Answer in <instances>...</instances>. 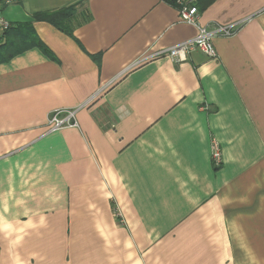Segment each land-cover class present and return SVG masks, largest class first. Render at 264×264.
<instances>
[{"label": "crops", "instance_id": "obj_1", "mask_svg": "<svg viewBox=\"0 0 264 264\" xmlns=\"http://www.w3.org/2000/svg\"><path fill=\"white\" fill-rule=\"evenodd\" d=\"M75 5L73 36L33 21L43 47L0 64V264H264V0L200 12L232 34L181 64L140 62L198 34L161 0L0 12L16 25Z\"/></svg>", "mask_w": 264, "mask_h": 264}, {"label": "built area", "instance_id": "obj_2", "mask_svg": "<svg viewBox=\"0 0 264 264\" xmlns=\"http://www.w3.org/2000/svg\"><path fill=\"white\" fill-rule=\"evenodd\" d=\"M15 0H0V4L3 7L11 6ZM175 7L177 8L180 19L182 22L195 26L198 29L196 37L177 44L165 50H161L150 54L149 56L140 60L141 63L150 60H157L160 58H168L175 64H181L187 61L188 56L194 50H200L208 57H216V51L213 45V39L216 36L231 35L230 27H223L215 25L208 29L200 24V13L197 7V0H176ZM10 21H8L4 15L0 12V30L4 31L11 27ZM88 103L77 107L73 110H55L48 121V132L53 133L68 127H77L76 115L77 113L88 106ZM222 149L219 142L216 139L211 141V158L215 167H220L223 162ZM118 213V212H117ZM118 216V215H117Z\"/></svg>", "mask_w": 264, "mask_h": 264}, {"label": "trees", "instance_id": "obj_3", "mask_svg": "<svg viewBox=\"0 0 264 264\" xmlns=\"http://www.w3.org/2000/svg\"><path fill=\"white\" fill-rule=\"evenodd\" d=\"M175 6L176 0H161ZM217 0H197L199 13ZM78 5L54 11H41L33 14L31 22L11 25L0 32V64L10 61L15 56L27 51L33 46L43 47L34 33L33 21L48 23L58 30L73 36L70 23L76 15Z\"/></svg>", "mask_w": 264, "mask_h": 264}, {"label": "rangeland", "instance_id": "obj_4", "mask_svg": "<svg viewBox=\"0 0 264 264\" xmlns=\"http://www.w3.org/2000/svg\"><path fill=\"white\" fill-rule=\"evenodd\" d=\"M0 32H2V30H0Z\"/></svg>", "mask_w": 264, "mask_h": 264}]
</instances>
